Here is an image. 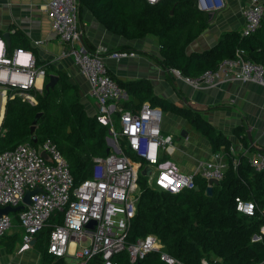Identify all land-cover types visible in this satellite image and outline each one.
<instances>
[{"label": "built area", "instance_id": "obj_1", "mask_svg": "<svg viewBox=\"0 0 264 264\" xmlns=\"http://www.w3.org/2000/svg\"><path fill=\"white\" fill-rule=\"evenodd\" d=\"M155 4L159 0H144ZM197 8L214 14L225 8L226 0H196ZM78 0H48L47 15L51 28L66 47L60 55H71L81 74L89 84V94L96 101L93 114L108 126L107 142L110 146L105 155L92 157L90 174L75 183L66 158L50 137L38 144L30 141L17 143L0 151V207L23 203L27 188L39 186L29 203H23L18 211L0 215V236L11 227L12 218L22 228V242L30 240L47 224L49 217L60 213L61 220L54 222L49 233L47 251L56 256H67L73 264H87L94 255L100 254L102 264H117L112 257L125 250L129 261L136 263L150 251H159L168 263H180L169 254L156 234L148 232L127 241L132 218L136 214L140 193L139 174L150 166V173L143 175L150 187L178 192L194 188L196 176L220 180L228 166L227 157L237 163L232 146L228 152L215 151L211 159L198 162L192 172L180 170L166 158L173 152L171 134L162 131L164 111L159 105L143 101L137 110L124 108L121 100L126 92L110 74L106 56L121 59L136 54L133 50L101 48L89 50L82 43V28L78 22ZM243 19L240 33H253L264 17V0H249L241 8ZM44 40L35 39L38 45ZM31 49L17 47L9 51L0 36V122L5 101L16 94L23 100L36 102L30 89H42L36 79L43 75V68L35 63ZM177 77L194 87L218 86L222 82L239 80L264 86V65L244 55L237 47L232 56L223 57L213 69L204 70L196 77H188L177 69H170ZM118 118L115 127L113 115ZM41 151L48 154L46 159ZM248 162L256 171L264 172V152L248 156ZM236 208L245 214H253L254 201L236 197ZM94 223L90 225V221ZM264 232V224L261 226ZM255 233L252 240L260 239ZM200 264H219L217 259L202 257Z\"/></svg>", "mask_w": 264, "mask_h": 264}, {"label": "trees", "instance_id": "obj_2", "mask_svg": "<svg viewBox=\"0 0 264 264\" xmlns=\"http://www.w3.org/2000/svg\"><path fill=\"white\" fill-rule=\"evenodd\" d=\"M78 4L79 9L91 11L109 31L126 39L156 35L159 55L155 58L169 72L174 68L185 76L196 77L206 69L215 68L223 57L232 56L237 47L244 49L246 57L264 65V17L251 34H241L239 27L224 29L210 47L188 51V44L210 22L208 14L197 8L196 0H159L155 4L144 0H78ZM82 43L91 50L83 33ZM19 46H28V39L15 29L8 50ZM107 50L139 51L129 43H120ZM35 63L43 65L44 83L53 70L58 79L51 88L46 89L43 85L41 90L30 89L36 98L34 103L17 94L7 98L0 122V151L19 142L38 144L50 137L63 153L74 181L78 183L90 174L92 157L107 153L108 126L95 114L87 112L79 88L68 80L66 72L37 58ZM110 74L126 92L120 101L124 108L135 111L143 101L159 105L163 111L185 117L207 137L213 151L222 146L228 152L229 139L199 109L159 96L146 78L123 79ZM167 78L179 90L170 74ZM68 89L72 92L66 96L64 91ZM37 112L41 114L33 132L37 140L33 142L30 126ZM244 140V146L251 148ZM227 159L224 176L218 183H212L210 195L205 193L206 179L199 176L195 178L198 189L170 192L150 187L146 177L139 174L137 210L127 241L152 232L163 243V249L180 261L168 263L160 257L159 251H150L138 259L139 264H200L202 257L217 259L219 264H264V232L260 229L264 224V172L251 167L244 154L239 155L236 164L232 162L231 154ZM237 196L254 201L253 214L242 213L236 208ZM60 220V213L51 215L47 224L35 234L34 246L41 254V264H70L66 256L47 251L52 225ZM255 233L261 235L260 239H251ZM0 240L8 251L13 250L14 236L4 233ZM112 258L117 264H135L129 261L125 250L115 253ZM87 264H102L101 255H94Z\"/></svg>", "mask_w": 264, "mask_h": 264}, {"label": "crops", "instance_id": "obj_3", "mask_svg": "<svg viewBox=\"0 0 264 264\" xmlns=\"http://www.w3.org/2000/svg\"><path fill=\"white\" fill-rule=\"evenodd\" d=\"M248 1L226 0L223 10L208 14L210 19L208 26L188 44L187 50L208 48L217 41L222 30L240 28L243 22L241 8ZM47 3L48 0H0V36L7 30L11 38V33L19 29L28 39V46L19 47L31 49L37 60L49 62L55 68L66 72L68 80L79 88L85 108L93 114L97 104L89 94L86 78L79 71L71 55L59 56L66 45L51 28ZM78 22L91 51L120 43H129L139 49L135 51L134 56L119 60L106 56L101 51L113 75L123 79L146 78L150 80L155 93L159 96L199 109L201 114L229 139V146L233 147L234 156L237 158L241 154L248 157L264 149V86L231 80L218 86L194 87L180 77L174 76L171 70L169 72L156 60L155 56L159 55L156 35L147 34L141 38L126 39L109 31L86 8L79 9ZM35 39L44 42L35 45L33 43ZM37 66L43 67L42 64ZM167 74L174 78L179 90L172 86ZM36 83L38 86L43 85L44 73L37 76ZM164 112L167 121L163 122L162 119V131L172 135L174 146L173 152L166 154V158L173 161L180 170L192 172L199 161L213 157L215 151L212 150L206 136L197 131L185 117L171 111ZM243 138L250 143L251 148L244 146ZM217 151L226 152L222 146ZM15 226L20 228L22 236V228L17 222ZM5 235L14 236V248L8 251L0 240V264H41V254L34 244L25 245L22 239L18 240V233L14 231L6 230ZM67 259L73 264L70 258Z\"/></svg>", "mask_w": 264, "mask_h": 264}, {"label": "water", "instance_id": "obj_4", "mask_svg": "<svg viewBox=\"0 0 264 264\" xmlns=\"http://www.w3.org/2000/svg\"><path fill=\"white\" fill-rule=\"evenodd\" d=\"M171 13H172V10H171ZM2 36H3V38H4V40H5L6 44H7V46H9V45H10V39H11V38H10V33H9V31H7V30L4 31V32L2 33ZM81 39H82V38H81ZM57 79H58V75H57L56 73H50V74H49V79H48L45 83H43L44 87H45L46 89L53 87L54 84L56 83ZM43 85H42V86H43ZM136 101L138 102L137 99H136ZM40 114H41V112H37V113L35 114V117H34V119H33V121H32L31 126H30V131H31V133H32V135H31V139L33 140V142H36V140H37L36 135H35L33 132H34V129H35V127H36V120H37V117H38ZM182 133L184 134L185 132L182 131ZM109 149H110V146H109V144H108L107 152L109 151ZM41 154H42L46 159H48V160L50 159V157L48 156V154H47L46 152L41 151ZM150 170H151L150 166H145L144 168L141 169L140 174H142V175H147V174L150 173ZM218 181H219V180H217V179H215V178H209V179H208V184H207V186H206V188H205V193L208 194V195L212 194V183H218ZM198 188H199L198 184L194 186V189H198ZM40 189H41V188H40L39 186H36V187H34V188H27V189L25 190V193H24V196H23V199H22L23 203H29V202H30V198H29V196H30L33 192L38 191V190H40ZM23 203L18 204V205H15V206H11V205H8V204H7V205H4V206H1V207H0V215H2V214H4V213H8L9 211H12V212L18 211L19 209L23 208V206H24ZM93 223H94V220H91L89 224L92 225ZM34 242H35V238H33L32 240H30V244H31V245H33ZM135 264H139V262L137 261Z\"/></svg>", "mask_w": 264, "mask_h": 264}, {"label": "rangeland", "instance_id": "obj_5", "mask_svg": "<svg viewBox=\"0 0 264 264\" xmlns=\"http://www.w3.org/2000/svg\"><path fill=\"white\" fill-rule=\"evenodd\" d=\"M173 75L174 76H176L174 73H173ZM71 92H72V90L71 89H68V90H66V91H64V94L67 96V95H69V94H71ZM82 100V99H81ZM87 110V109H86ZM89 110V109H88ZM87 110V112L88 113H91V111H88ZM113 118H114V121H113V123H114V125H115V127L117 128V126H118V118H117V116L114 114L113 115ZM167 119V115H166V112H164V114H163V122L165 121ZM167 121V120H166ZM107 137H108V133L106 134V136H105V139H106V142H107ZM107 144H108V142H107ZM15 222H16V218L15 217H13L12 218V226L11 227H9L7 230L8 231H14V232H16V233H18V240H21L22 238V236H21V232H20V228L19 227H17V226H15ZM15 226V227H14Z\"/></svg>", "mask_w": 264, "mask_h": 264}]
</instances>
